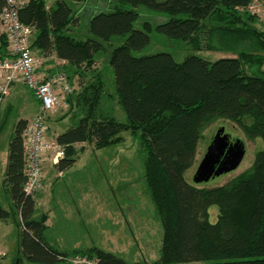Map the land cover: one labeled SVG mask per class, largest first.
<instances>
[{
    "label": "trees",
    "instance_id": "1",
    "mask_svg": "<svg viewBox=\"0 0 264 264\" xmlns=\"http://www.w3.org/2000/svg\"><path fill=\"white\" fill-rule=\"evenodd\" d=\"M250 1L110 0L107 9L88 17L84 38L71 33L80 18L69 0L49 5L29 0L19 10L21 22L32 29L29 49L62 62L57 72L71 85L77 83L67 97L68 125L54 139L62 148L54 167L58 172L72 168L85 144L102 149L122 142L123 132L136 136L162 229L158 264H264V148L255 152L248 169L222 185L197 187L184 176L203 129L217 118L234 122L248 139L264 140V29L246 10ZM3 4L0 0V10ZM138 6L167 17L155 26L142 21L138 28ZM153 30L184 41L193 51L232 56L208 61L188 55L176 61L167 52L141 54ZM7 49L1 33L0 58ZM100 51L107 53L113 71V97L94 67ZM112 98L124 121L112 113ZM2 100L0 94V104ZM28 125L27 119L16 120L6 145L0 200V221L9 220L17 229L18 254L41 264L72 262L74 257L131 264L95 246L63 251L51 241L48 215L37 212L38 190H23V132ZM211 206L217 208L215 221L209 219Z\"/></svg>",
    "mask_w": 264,
    "mask_h": 264
},
{
    "label": "rangeland",
    "instance_id": "2",
    "mask_svg": "<svg viewBox=\"0 0 264 264\" xmlns=\"http://www.w3.org/2000/svg\"><path fill=\"white\" fill-rule=\"evenodd\" d=\"M52 3L53 0H47V5ZM69 4L80 18V25L73 27L71 33L76 35L78 32L76 37L84 38L83 32L88 17L107 9L110 0H69ZM135 10L139 14L135 24L138 28H141L142 21L147 20L155 26L167 17L143 6H138ZM256 25L264 29L263 20H259ZM1 33L3 31L0 25ZM150 37V43L141 54L167 52L176 61H182L188 55H196L208 61L232 56L230 52L224 51H193L184 41L167 38L155 30ZM106 55L104 51L98 52L94 67L102 75L106 93L113 97V71ZM36 58L39 60V68L43 70L53 67L58 70L62 65V62L54 57L45 61L41 60L39 55ZM72 86L77 87L76 81H73ZM28 92L22 83L15 82L0 104V166L16 120L25 117L30 123L38 110L37 107L33 111L37 103ZM66 103L56 111L50 112L46 119L45 135L53 143L55 134L64 130L69 122V116L65 113L71 109L68 102ZM109 105L115 117L124 121V112L114 98ZM220 127H224V132L232 142L236 139L242 141L244 157L236 169L206 182L195 183L193 175L196 167ZM202 133L194 163L184 174L186 181L197 187L210 188L228 182L248 169L255 152L264 148L262 138L248 139L234 122L223 118H217L207 124ZM122 136V142L102 149H94L92 145L85 144V150L79 154L74 166L62 173H59L52 163L55 149L47 151L42 163V186L34 195L37 212L47 213L51 241L63 251L95 246L116 253L131 264H158L162 229L144 180V154L136 136L129 132H123ZM2 194L0 189L1 201ZM216 216L217 208L211 206L209 219L215 221ZM0 244L3 247L0 248V253H5L0 258V264H41L30 262L18 254L17 229L11 221L4 230L0 228ZM56 264L73 263L63 261Z\"/></svg>",
    "mask_w": 264,
    "mask_h": 264
},
{
    "label": "built area",
    "instance_id": "3",
    "mask_svg": "<svg viewBox=\"0 0 264 264\" xmlns=\"http://www.w3.org/2000/svg\"><path fill=\"white\" fill-rule=\"evenodd\" d=\"M29 0H4L0 10V25L6 36L7 55L0 58V94H9L13 83H22L38 103V110L23 132L26 182L23 190L34 194L42 186V163L47 151L55 149L53 162L62 156V148L50 141L46 135V119L63 104L73 87L63 73H55L42 78L39 76V60L29 49L32 29L21 22L19 10ZM246 10L264 21V0H251ZM53 144V146H52ZM4 254L0 253V258ZM73 264H98L96 259L74 257Z\"/></svg>",
    "mask_w": 264,
    "mask_h": 264
},
{
    "label": "water",
    "instance_id": "4",
    "mask_svg": "<svg viewBox=\"0 0 264 264\" xmlns=\"http://www.w3.org/2000/svg\"><path fill=\"white\" fill-rule=\"evenodd\" d=\"M244 154L242 141L236 139L232 142L229 135L224 132V127L218 128L196 167L193 181L206 182L215 176L236 169Z\"/></svg>",
    "mask_w": 264,
    "mask_h": 264
},
{
    "label": "crops",
    "instance_id": "5",
    "mask_svg": "<svg viewBox=\"0 0 264 264\" xmlns=\"http://www.w3.org/2000/svg\"><path fill=\"white\" fill-rule=\"evenodd\" d=\"M32 53L35 55V57H37L39 54H36V51L33 50ZM47 59H53V56H50V57H47V58H44L41 56V60L45 61ZM57 71V68L53 67L52 69L51 68H44V70L42 68H38V73H39V76L42 77V78H45L46 76H50L52 74H54L55 72ZM15 91V90H14ZM12 92V90H11ZM28 93H31V92H28ZM32 95V94H31ZM37 103V101H36ZM38 105H36L35 109H33V111H35L37 109ZM20 118H24V119H27L25 117H20ZM19 119V118H18ZM17 119V120H18ZM61 132V131H60ZM59 133V132H58ZM56 133L55 136L58 134ZM55 139V137H54ZM4 160H1V166H0V189L2 191V180H3V171H4V168H5V160H6V154H5V151H4ZM78 159V158H77ZM53 164H55L56 162H52ZM54 166V165H53ZM60 173V172H59ZM62 173V172H61ZM4 204L5 203V200H4ZM7 205V204H6ZM10 225V221L7 220V221H0V228L2 230H4L6 227H8ZM0 248L3 249V247L1 246L0 244ZM5 254V253H4Z\"/></svg>",
    "mask_w": 264,
    "mask_h": 264
}]
</instances>
